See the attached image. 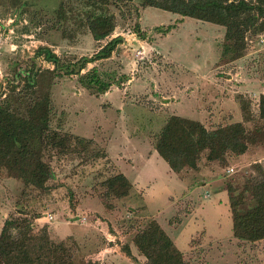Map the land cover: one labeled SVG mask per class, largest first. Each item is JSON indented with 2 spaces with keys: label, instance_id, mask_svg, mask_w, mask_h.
<instances>
[{
  "label": "rangeland",
  "instance_id": "rangeland-1",
  "mask_svg": "<svg viewBox=\"0 0 264 264\" xmlns=\"http://www.w3.org/2000/svg\"><path fill=\"white\" fill-rule=\"evenodd\" d=\"M141 1L0 0V100L8 93L6 81L15 83L33 63L51 68L41 57L32 61L37 46L73 62L108 38L122 37L110 57L80 71L94 67L111 83L105 92L85 88L75 74L51 80L49 126L69 141L63 149L45 150L50 177L43 188L0 169V227L9 217L24 219L34 234L44 227L54 250L51 264H147L132 237L152 219L181 252L183 264H264V239L232 236L226 190L228 184L244 190L240 210L246 209L245 180L258 176L254 164L264 168V122L257 106L264 95V33H246L242 55L230 59L222 54L223 27ZM90 11L114 15L107 38L90 35ZM171 114L207 128L242 119L246 148L228 152L225 164L206 163L203 152L196 168L178 174L197 187L210 170L211 184L180 193V181L166 173L163 160L165 167L143 163ZM118 173L129 187L108 190L104 180Z\"/></svg>",
  "mask_w": 264,
  "mask_h": 264
},
{
  "label": "trees",
  "instance_id": "trees-1",
  "mask_svg": "<svg viewBox=\"0 0 264 264\" xmlns=\"http://www.w3.org/2000/svg\"><path fill=\"white\" fill-rule=\"evenodd\" d=\"M86 1L99 5L132 0ZM141 6L223 27L222 54H228L230 59L242 55L246 33H264V0H142ZM85 21L96 41L107 38L114 28V15L107 12L90 11ZM169 29L171 26L164 31ZM136 33L143 38L139 31ZM120 42V35L112 36L90 56H80L73 62L63 61L47 46L36 47L32 61L41 57L51 68L34 67L33 63L24 74L17 75L15 83L6 81L8 93L0 100V169H5L25 185L44 187L50 177L45 150L48 147L63 149L69 141L66 135L49 126L51 80L75 74L85 88L105 92L111 83L103 80L94 67L83 73L80 71L87 63L110 57ZM246 105L242 102L241 112L245 111ZM257 106L258 117L264 122L263 94L259 95ZM241 117L247 120L242 113ZM242 119L207 128L197 120L171 114L155 134L153 149L173 172L184 166L196 168L203 152L206 163L225 164L228 152L241 154L246 148L242 140ZM253 168L258 176L245 180L244 188L250 201L246 209L240 210V205L245 203L244 190L235 192L229 184L226 189L232 236L252 242L264 239V168L259 164H254ZM104 184L108 190L130 185L121 173L107 177ZM132 243L147 264H183L181 252L154 219L136 231ZM53 252L44 227L34 234L24 219L9 217L2 222L0 264H51ZM124 252L130 256L128 249L124 248Z\"/></svg>",
  "mask_w": 264,
  "mask_h": 264
},
{
  "label": "crops",
  "instance_id": "crops-1",
  "mask_svg": "<svg viewBox=\"0 0 264 264\" xmlns=\"http://www.w3.org/2000/svg\"><path fill=\"white\" fill-rule=\"evenodd\" d=\"M181 117H183V116H181ZM188 119H194V118H191V117H187ZM146 157L143 159L144 160V164L145 165H148V164H152V163H155V164H159V165H161V166H163V167H165L164 166V164H161L160 163V160H163L158 154H157V152L153 149V146L151 145V147L149 148V149H147L146 150ZM164 161V160H163ZM165 162V161H164ZM166 163V162H165ZM166 165H167V163H166ZM186 166H184L183 168H185ZM182 168V169H183ZM165 169V171H166V173H168L169 175H171L172 177H174V179H176V180H178V181H180V183H178V184H180V189H181V192L180 193H182L184 190H187V189H189L188 188V186H190L191 187V191H198L197 189H201L202 188V186H205V187H207L209 184H211V180H209L210 178H208V177H211V176H213V174H211L212 172L209 170L208 172H207V176L204 178V180H202L203 182V184L202 185H200V186H197L196 187V185H194V186H191L192 185V183L191 182H187V180L186 179H184V178H180L179 177V171L180 170H182V169H180L178 172H173L169 167H168V165L164 168ZM199 173V172H198ZM217 173H214V175H216ZM214 181H215V179H214ZM200 183V182H199ZM133 184V183H132ZM156 222H157V220H156ZM158 223V222H157ZM181 225H183V224H181ZM108 234V233H107ZM109 235V234H108ZM109 239V238H108ZM262 241H263V239H261ZM261 240H258V241H254V243H258L259 241H261ZM174 241H175V239H174ZM175 245V244H174ZM176 247V246H175Z\"/></svg>",
  "mask_w": 264,
  "mask_h": 264
},
{
  "label": "built area",
  "instance_id": "built-area-1",
  "mask_svg": "<svg viewBox=\"0 0 264 264\" xmlns=\"http://www.w3.org/2000/svg\"><path fill=\"white\" fill-rule=\"evenodd\" d=\"M228 170H229V171H232V169H231V168H229Z\"/></svg>",
  "mask_w": 264,
  "mask_h": 264
}]
</instances>
